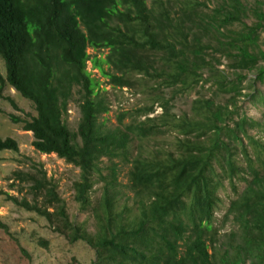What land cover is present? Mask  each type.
Segmentation results:
<instances>
[{"label":"trees","instance_id":"1","mask_svg":"<svg viewBox=\"0 0 264 264\" xmlns=\"http://www.w3.org/2000/svg\"><path fill=\"white\" fill-rule=\"evenodd\" d=\"M145 2L0 0V90L12 86L35 111L29 120L10 119L32 132L36 150L80 168L70 185L85 218L70 220L56 181L41 169L12 171L20 183L28 178L33 198L10 199L43 216L70 243H86L93 264H264V143L249 133L258 123L245 114L233 118L241 81L253 69V81L264 77V51L256 48L264 11L247 0H218L211 11L198 0H160L155 12ZM86 45L109 47L110 55L89 57ZM221 58L231 76L218 68ZM85 61L112 88L143 95L141 107L122 112L113 127L98 121L109 101L105 88L83 70ZM108 63L119 74L105 70ZM205 84L214 87L210 97H196L179 115L172 112L179 94ZM73 85L81 97L76 130L64 118ZM221 94L227 97L216 103ZM156 107L161 114L147 117ZM126 117L130 122L123 124ZM163 135L173 150L156 147L143 155L142 142ZM2 150L17 152L16 140L0 136ZM101 157L111 162L105 174ZM113 159L127 168L124 184ZM224 178L234 192L236 181L244 187L217 219ZM0 228H6L1 220Z\"/></svg>","mask_w":264,"mask_h":264},{"label":"rangeland","instance_id":"2","mask_svg":"<svg viewBox=\"0 0 264 264\" xmlns=\"http://www.w3.org/2000/svg\"><path fill=\"white\" fill-rule=\"evenodd\" d=\"M146 6L153 9L154 3L160 4V0H145ZM167 1V0H166ZM205 2L206 9L211 11L214 5H217L218 0H198ZM252 6H259L264 11V0H247ZM171 19H174V13L169 14ZM154 24L153 20H150ZM246 22H251L246 20ZM112 23H120L117 19H112ZM256 48L264 51V29L259 31L256 38ZM87 52L97 57H104L107 50H93L87 48ZM144 55H150L148 49ZM159 53L155 52V56ZM221 64L218 66L224 73L230 75L232 69L227 65V60L221 58ZM259 65L264 66V62ZM2 67V64H0ZM105 70L107 66L104 65ZM89 73L92 78L97 80L99 87H104L103 95L107 96L109 101L108 111L102 113L98 117V121L104 120L105 125L113 127L119 125V116L122 112H133L141 107L143 95H135L134 91L129 88L118 89L112 88L106 77L100 76L99 72L92 68L90 61H85L83 69ZM231 76V75H230ZM255 70L250 71L246 78L241 81V95H238L236 100L237 113H234L233 118L236 119L241 115H246L253 123H258L259 126L253 125L249 133L257 140L258 143H264V101L261 99L264 96V77L261 81H253ZM213 88H208V84L192 87L189 92L179 94L172 102V112L179 115L182 111L190 109L191 101L198 96L208 98L212 94ZM79 87L73 85L71 91L73 94L67 102V114L65 120L71 130H76L78 119L80 118V108L77 107L80 101ZM0 136L1 138L11 137L16 140L18 151L9 150L0 151V220L6 225V228H0V264H93L94 254L86 243L78 240L70 243L61 233L53 230L49 222L34 211H28L13 203L10 199L15 197L21 201L23 198L32 202V196L28 193L29 181L28 178L24 183L15 180L12 171L21 170L24 172H34L41 169L46 173V178L52 177L56 181L57 192L64 200L66 213L70 220L83 221L85 214L79 212L78 206L72 202L71 181L79 179L80 168L65 162L63 158L58 157L55 153L44 154L36 150L32 145L34 137L31 131H25L22 123H14L10 119V114L26 118L29 120L35 115L34 106L27 99L21 97L8 84L0 90ZM249 94V96H248ZM254 95V97L252 95ZM227 96L221 94L214 97L216 103L222 104ZM141 98V100H140ZM9 99L13 100L17 108H13ZM261 101V102H258ZM236 111V109L234 110ZM136 112V110H135ZM27 114V115H26ZM161 114V109L156 107L154 112L149 116ZM132 115V114H131ZM63 117V116H62ZM145 116H140L144 119ZM130 122V118L126 117L124 123ZM252 123V124H253ZM122 124V125H123ZM120 125V126H122ZM149 142H142L143 155H148L153 148L160 147L162 150H173V143L170 142L168 135L159 136L158 141L147 138ZM245 141V140H244ZM207 145L208 142L205 141ZM253 156V149L248 148ZM133 154H136L135 148ZM240 159V156H238ZM116 164L118 173V182L126 183L127 168L119 159H113ZM238 164L243 167L244 161L237 160ZM111 164L106 157H101L98 160L100 172L106 173L105 166ZM214 166H216L214 164ZM128 167L129 164H128ZM222 186L217 189V193L221 199V204L216 212L217 219H221L228 206L229 198H235L236 193L240 192L244 187V182L236 181L237 187L234 190L228 183L227 178L221 180ZM94 190H100V184L93 185ZM98 193V192H96ZM94 197V195H92ZM38 200L39 197H38ZM52 211V209H49ZM230 225V226H229ZM232 226L228 221L226 229ZM44 243V245L41 244Z\"/></svg>","mask_w":264,"mask_h":264},{"label":"clouds","instance_id":"3","mask_svg":"<svg viewBox=\"0 0 264 264\" xmlns=\"http://www.w3.org/2000/svg\"><path fill=\"white\" fill-rule=\"evenodd\" d=\"M82 32L85 34V28L82 29ZM87 48H91V49H93V50H98V52H101L102 50H107L106 55H107V54L110 55V48H109V47H93V46L86 45L84 52H85L89 57H94V56H96V55L94 54V55L90 56V54L87 52ZM106 55H104V57H105ZM96 57H97V56H96ZM104 57H97V58H104ZM0 64H2L1 60H0ZM104 65L107 66V69H106V70H108L109 73L112 71V72H114V73H116V74H119V72H117L113 67H111L110 63H108V64H104ZM95 70H96V69H95ZM10 87L13 88L12 86H10ZM123 88H126V87H123ZM123 88H122V89H123ZM24 99H25V98H24ZM13 108H14V107H13ZM158 108H159V107H158ZM153 112H154V111H153ZM151 113H152V112H151ZM151 113H149V114H151ZM149 114L146 115V116H147V117H153V116H149ZM146 116H145V117H146ZM154 116H155V115H154ZM145 117H144V119H142V120L145 121ZM139 118H140V117H139ZM66 124H67V123H66ZM25 131H30V130H25Z\"/></svg>","mask_w":264,"mask_h":264}]
</instances>
